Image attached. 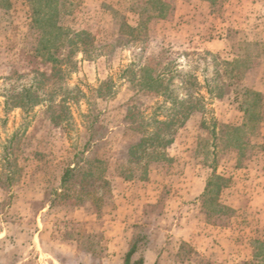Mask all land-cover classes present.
<instances>
[{
  "label": "rangeland",
  "instance_id": "1",
  "mask_svg": "<svg viewBox=\"0 0 264 264\" xmlns=\"http://www.w3.org/2000/svg\"><path fill=\"white\" fill-rule=\"evenodd\" d=\"M10 1L8 8L0 6V264H122L142 234L148 248L158 246L156 264H264L263 255L250 258L247 240L251 234L264 237V208L249 205L250 195L242 199L264 180V0H161L167 5L163 19L155 0H48V6L43 0ZM37 18H51L69 37L86 33L74 39L70 61L68 48L62 49L68 62L60 72L44 62L45 51L35 50L40 42H58L51 26L34 24ZM163 73L178 100L192 95L201 110L177 129L167 161L151 162L145 180L136 169L124 181L116 160L132 138L122 132L126 109L134 101L151 115L163 104L165 115L171 106L138 84L141 76ZM29 88L41 104L28 110L5 104ZM245 89L262 96L249 120L240 109ZM49 103L64 104L70 119L52 124L45 112ZM89 114L97 117L98 142L83 157L107 161L103 176L110 185L109 191L96 188L102 197L97 213L74 190L57 196L62 170L82 157ZM221 125L241 129L235 133ZM212 167L231 179L219 201L240 208L217 225L210 224L213 217L208 223L229 228V234L201 226L208 235L199 240L201 248L210 247L212 255L204 254L205 260L192 246L191 254L181 250L169 232L188 217L206 221L199 197L187 195L188 188L198 192ZM141 192L155 203H142ZM122 217L136 224L117 238L113 222ZM220 249L249 256L227 260Z\"/></svg>",
  "mask_w": 264,
  "mask_h": 264
},
{
  "label": "trees",
  "instance_id": "2",
  "mask_svg": "<svg viewBox=\"0 0 264 264\" xmlns=\"http://www.w3.org/2000/svg\"><path fill=\"white\" fill-rule=\"evenodd\" d=\"M28 3L34 4L42 0H23ZM46 1L45 6H48L50 3ZM213 4L215 0H205ZM0 3L3 7L8 8L11 4L10 0H0ZM154 4L158 12V18H164L166 16L165 10H167V5L161 0H155ZM39 13V11H37ZM34 10V15L36 14ZM34 24H41L44 22V25H49L52 28V31L49 33L53 35V38H56L58 41L55 45L49 47V40L45 45L37 47L35 50L45 51L46 58L44 59L45 63L52 64L53 71H61V67L65 64L67 59L70 61V55H72V49L76 46L77 41L74 42V39L81 40L80 38L86 36L85 32L75 33L73 37H69L70 33L67 30H64L62 27L58 26L56 22L49 19L39 21V19H33ZM124 28L130 29L131 31H136L137 27H127L123 24ZM66 39V40H65ZM39 43V45H40ZM55 43V41H54ZM68 46V47H67ZM68 48L69 51H65L66 60L60 56L62 49ZM74 50V49H73ZM233 63H224L227 66H234ZM147 69L141 70L142 73ZM165 74L149 75L146 74L141 76L139 79L140 90L153 93L161 98H163V103H168L171 107L166 109L165 115L161 112L163 110L162 105L157 106L154 112L151 115L146 114V109L142 108L141 104H138L134 101H130L132 104L128 105L124 121L126 122L125 128L122 129L123 135L132 137L126 143L124 142L120 146V157L116 160L117 169L120 172V176L124 181L132 180L135 176L134 172L136 169L140 170L139 179L145 180L147 177L148 165L151 162L167 161L168 157L166 155V149L172 145L174 141V135L178 128L183 126L187 119L196 111L201 110L199 107L200 99L194 98L192 95H189L186 99L178 100L170 91L169 83L165 82ZM41 77L46 78V73L40 74ZM106 85V84H104ZM95 92H98L95 91ZM244 103L241 106V111L244 113L248 120L253 115V110L260 106L261 94L252 90L245 89L243 91ZM10 102V103H9ZM42 99L36 94L32 89H23L21 92L17 93L14 96H11L9 100L5 102L9 107H18L24 110L31 109L32 107L41 104ZM64 104L55 105L49 103L46 105V113L51 123L58 126L62 122L68 121L70 116L68 115ZM163 114V115H162ZM88 125L85 130L88 133L87 140L83 145L80 155L81 159L77 163H72L67 165L63 170L59 180V193L58 197H67L66 192H76L79 194L80 202L87 198L89 204L96 213L98 212L95 207L97 203L102 201V197H98L96 188H103L109 191L110 185L109 182L103 176L106 172L107 161L100 159L99 157L93 158L91 161L85 159L84 154L93 147V144H97L98 139L95 135V130L97 128V117L93 114L86 116ZM205 123L202 122L201 126L204 127ZM245 126V124L243 125ZM221 127L232 129L231 131L237 133L240 131V127H232V125H221ZM212 135L215 134L214 128L210 132ZM228 143V141H226ZM137 174V173H136ZM101 184V185H97ZM231 179L216 173V169L212 167V172L208 177L204 192L200 195L199 199L201 200V206L206 210V221L210 223V219L213 217L215 221L210 223L211 225H217L220 221V218L225 214H233L234 210L231 207L223 205L219 201V196L222 190L229 187ZM74 186L77 189H74ZM69 197V196H68ZM146 235H137L128 252L124 256L123 264H143L144 258L142 255H137L138 251L144 247L148 248L149 243L145 237ZM187 247V254L192 253V249L188 245L180 242L181 250ZM252 247V258L258 259L262 255L264 256V243L260 240H254L251 244ZM137 255V256H136ZM264 258V257H262Z\"/></svg>",
  "mask_w": 264,
  "mask_h": 264
},
{
  "label": "crops",
  "instance_id": "3",
  "mask_svg": "<svg viewBox=\"0 0 264 264\" xmlns=\"http://www.w3.org/2000/svg\"><path fill=\"white\" fill-rule=\"evenodd\" d=\"M148 178H149V172H148ZM149 181V180H148ZM245 183H249L247 181H245ZM205 184H206V181L204 184H202V186L200 187V189H198V192H193V190H191L190 188H188V200H191V198H198L200 197V195L204 192V188H205ZM254 189H251L249 191H251V193H248L246 194V191H244L245 193H242L244 194L242 197V199H246L247 197L249 198V195L251 196V200L252 202H250L249 205L253 206L254 208L256 206H259L260 208H264V180H263V184H262V187L261 188H255L253 187ZM263 189V190H262ZM232 192H234V194L237 196V194L235 193V191L232 189ZM258 193H261V196L258 195ZM149 193H144V192H141L140 195L142 197V203H148V204H154L155 201H151L150 199H148V195ZM233 194V193H232ZM244 196H247V197H244ZM263 202V203H261ZM230 206L231 208L234 210H237L238 208L240 207H236L235 204L231 201L230 202ZM242 208V207H241ZM244 209H248V208H242V211H244ZM260 210V209H258ZM191 219H194V218H191V217H188L186 219H184L183 221L179 222L177 225L176 223L174 224L173 226V229L169 232L170 236H173V238L175 240H178L188 246H192L194 249V251H196L198 253V255L202 256L203 259L205 260H208L207 258L203 257L204 254H207V257H212V255L209 254V251L211 250L210 247H204V248H201V242H199L200 239H202L204 236V233L202 232V229H201V226L205 225V226H210V227H213L214 229L216 228V230L218 232H225L227 234H229L230 232V229L229 228H221L220 226H211L210 224L206 223V221H204V219H199V220H191ZM134 221H131L130 219L128 218H125V217H122L121 219L119 220H114V224L117 225L118 227V233H116V237L117 238H123L124 236H128V229L129 228H132L134 224L136 223H133ZM197 222V223H196ZM199 222V223H198ZM197 224V225H196ZM176 225V226H175ZM200 226L199 228L197 226ZM111 236H113L111 234ZM229 236V235H227ZM253 235L251 234V237L247 238L248 240V244L251 248V255H250V258H252V247H251V244L254 240H260L261 242L264 243V237L261 236V239H259L258 237H252ZM208 235L205 236V240H207L208 238ZM253 238V239H252ZM227 241V239H225ZM246 240V241H247ZM130 241V238L129 240ZM196 243H198V245H196ZM158 246H155L154 248H148V249H145L144 251L143 250H139L137 255H142V257L144 258V263L143 264H156V261L158 260V255L160 254V252L157 250ZM220 251L222 252L223 254V258L224 259H227V260H235L236 262H238L240 259H244V258H248V256L244 257V256H241L239 253L236 254V253H228L227 251L224 252L220 249ZM126 253L128 252L127 250L125 251ZM125 253V254H126ZM136 255V256H137ZM125 256V255H124ZM124 256H123V260H124ZM215 258H213L212 260H214ZM204 261V260H203ZM213 263V261H211ZM123 264V263H122Z\"/></svg>",
  "mask_w": 264,
  "mask_h": 264
}]
</instances>
